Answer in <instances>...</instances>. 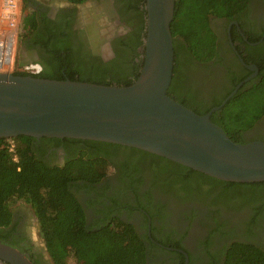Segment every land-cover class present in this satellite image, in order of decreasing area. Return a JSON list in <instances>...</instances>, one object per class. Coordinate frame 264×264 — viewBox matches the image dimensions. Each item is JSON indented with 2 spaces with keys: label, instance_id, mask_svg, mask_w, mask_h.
Returning <instances> with one entry per match:
<instances>
[{
  "label": "flooded vegetation",
  "instance_id": "flooded-vegetation-1",
  "mask_svg": "<svg viewBox=\"0 0 264 264\" xmlns=\"http://www.w3.org/2000/svg\"><path fill=\"white\" fill-rule=\"evenodd\" d=\"M63 1L34 6L38 15L45 14L53 30L65 31L73 56L103 62L116 57L118 41L133 29L134 17L124 10L125 0ZM209 25L216 36V55L205 62L181 57L175 77L198 102L224 94L235 79L250 77L246 82H251L259 75L256 61L264 66V0H247L230 17H210ZM39 54V48H34L26 60L39 61ZM244 138L264 141V116ZM30 147L39 160L59 167L85 151L93 153L85 144L62 138H35ZM105 158L100 166L96 164L104 173L97 182L72 181L70 189L82 205L87 227L115 226L121 221L146 235L147 264H223L229 247L237 241L264 248V213L250 223L260 205L257 198L244 201L198 186L187 188L157 175L145 161L123 150H112ZM11 211L0 242L20 250L33 264H53L31 205L19 200Z\"/></svg>",
  "mask_w": 264,
  "mask_h": 264
},
{
  "label": "trees",
  "instance_id": "trees-1",
  "mask_svg": "<svg viewBox=\"0 0 264 264\" xmlns=\"http://www.w3.org/2000/svg\"><path fill=\"white\" fill-rule=\"evenodd\" d=\"M82 4L87 0H67ZM207 1V2H206ZM205 0L207 13L215 17H230L242 9L247 0ZM22 29L20 44L29 58L34 48L40 50L39 61L19 60L17 67L33 62L40 65L37 72L15 68L14 74L32 75L48 79H70L98 84L128 85L138 76L145 27L144 0H125L124 10L133 15V29L117 43L116 57L109 61L76 59L66 43L65 31L53 30L44 13L37 14L35 0H21ZM219 2V3H218ZM192 2L175 0L171 22L174 66L167 94L198 114H204L218 105L243 78L230 83L225 93L209 102H198L190 90L175 82L178 63L187 56L205 62L216 55V36ZM19 29V27H18ZM260 72L254 81L245 82L227 103L210 115L235 142H248L244 133L264 116V66L256 61ZM58 140L61 138H47ZM31 136L15 137L18 159L13 160L6 148L5 138H0V239L1 233L12 218L11 206L19 200L31 205L39 223V233L53 264H66L73 258L75 264H147L146 235L119 221L115 226L90 228L85 225V212L70 187L72 181L97 182L104 174L98 171L101 160L112 150L145 161L157 175L175 179L184 186H198L207 191H217L219 196L260 202L255 208L253 223L258 214L264 213V181L230 182L219 180L164 157L134 147L109 142L62 138L72 143L85 144L93 153H81L65 166H49L39 160L30 147ZM117 149V150H116ZM223 264H264V248L245 242H234L226 253Z\"/></svg>",
  "mask_w": 264,
  "mask_h": 264
},
{
  "label": "water",
  "instance_id": "water-1",
  "mask_svg": "<svg viewBox=\"0 0 264 264\" xmlns=\"http://www.w3.org/2000/svg\"><path fill=\"white\" fill-rule=\"evenodd\" d=\"M144 8L141 68L128 85L0 71V138L97 140L144 150L219 180L264 181V141L235 142L210 119L250 77L204 114L184 106L167 94L175 0H144ZM0 261L33 264L3 242Z\"/></svg>",
  "mask_w": 264,
  "mask_h": 264
},
{
  "label": "rangeland",
  "instance_id": "rangeland-1",
  "mask_svg": "<svg viewBox=\"0 0 264 264\" xmlns=\"http://www.w3.org/2000/svg\"><path fill=\"white\" fill-rule=\"evenodd\" d=\"M189 2H192L194 5H195V8L199 11V12H202V15L203 17H212L210 15V13H207V1L205 2V0H187ZM36 4L38 3V5L40 6H47V5H61L63 4V0H35ZM214 2H217V0H215ZM219 3V2H218ZM21 6H22V2H20V19H19V23H20V20H21V17H22V12H21ZM209 17V18H210ZM6 28V20L3 18L1 12H0V43L2 44V48H6L7 46V42H5V37L4 35L2 34V30ZM21 33H22V29L20 27V24H19V29L17 30V35H16V38L14 39L15 41V44L13 46V53H12V58H13V65L12 66H9V67H5V66H2V68H0L1 70L0 71H8V72H13V70L17 67V63L19 60H22V61H27L26 60V49L23 45L20 44V39H21ZM10 47V46H9ZM30 64H33L35 65V68H33L34 71L36 70H39L40 69V65L37 64V63H34L33 62H30ZM8 68V69H7ZM19 69H22L23 67H17ZM15 204V203H14ZM35 234L37 236V239L40 243H42L41 241V237L39 234H37V230H35ZM39 235V236H38ZM0 264H4L3 262L0 261ZM66 264H75L74 262V259L73 258H69L67 260V263Z\"/></svg>",
  "mask_w": 264,
  "mask_h": 264
},
{
  "label": "built area",
  "instance_id": "built-area-1",
  "mask_svg": "<svg viewBox=\"0 0 264 264\" xmlns=\"http://www.w3.org/2000/svg\"><path fill=\"white\" fill-rule=\"evenodd\" d=\"M20 2H21V0H4L3 2L0 3V12H1L3 18L6 20V28L9 31L11 29H15V38L17 35L18 27H19ZM2 31H5V29H3ZM14 44H15V42H14ZM0 45L2 46L1 43H0ZM2 62L3 61L0 60V68H2V64H3ZM10 65L12 66L13 62ZM33 68H35V65L30 64V63H27L23 66V69H25V70L34 71ZM37 71H39V70H36L34 72H37ZM5 140H6V144H5L6 148L12 154L13 160L17 161L18 156H17V151H16L15 138L14 137H8V138H5Z\"/></svg>",
  "mask_w": 264,
  "mask_h": 264
},
{
  "label": "bare ground",
  "instance_id": "bare-ground-1",
  "mask_svg": "<svg viewBox=\"0 0 264 264\" xmlns=\"http://www.w3.org/2000/svg\"><path fill=\"white\" fill-rule=\"evenodd\" d=\"M4 29L5 31H3L2 34L5 37V42H7V46L4 49L0 47V60L3 61L2 66L9 67L11 66L10 64H12L13 62L12 53L15 41V29H11L10 31L7 28Z\"/></svg>",
  "mask_w": 264,
  "mask_h": 264
},
{
  "label": "crops",
  "instance_id": "crops-1",
  "mask_svg": "<svg viewBox=\"0 0 264 264\" xmlns=\"http://www.w3.org/2000/svg\"><path fill=\"white\" fill-rule=\"evenodd\" d=\"M4 0H0V3L3 2Z\"/></svg>",
  "mask_w": 264,
  "mask_h": 264
}]
</instances>
